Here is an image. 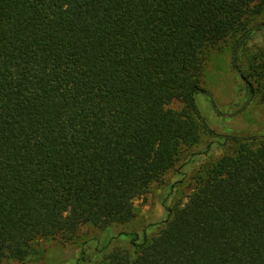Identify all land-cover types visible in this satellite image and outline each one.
<instances>
[{
    "label": "trees",
    "instance_id": "1",
    "mask_svg": "<svg viewBox=\"0 0 264 264\" xmlns=\"http://www.w3.org/2000/svg\"><path fill=\"white\" fill-rule=\"evenodd\" d=\"M264 0H0V261L40 238L135 216L182 147L235 145L194 178L157 233L98 264H264V135H220L197 111L206 49ZM264 101V50L244 74ZM181 100L175 110L169 105ZM210 145V144H209Z\"/></svg>",
    "mask_w": 264,
    "mask_h": 264
},
{
    "label": "rangeland",
    "instance_id": "2",
    "mask_svg": "<svg viewBox=\"0 0 264 264\" xmlns=\"http://www.w3.org/2000/svg\"><path fill=\"white\" fill-rule=\"evenodd\" d=\"M261 23L264 24V8L250 25ZM238 33L203 53L202 90L194 93V102L206 128L215 134L264 135V101L248 91L245 81L233 67L236 57L242 73H248L251 57L264 50V25L235 46ZM169 106L180 110L184 103L174 100ZM199 131L198 143L182 147L175 166L164 174L162 181L153 183L147 193L134 199L132 220L105 227L85 224L69 240L58 236L40 238L33 242L30 254L23 261L5 258L0 264H98L115 247L131 250L130 237L119 236L120 233L136 232L139 242L144 235L150 238L167 218V209L187 201L195 176L222 154H230L235 149L232 142L225 146L214 142L202 126Z\"/></svg>",
    "mask_w": 264,
    "mask_h": 264
}]
</instances>
